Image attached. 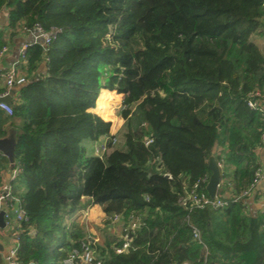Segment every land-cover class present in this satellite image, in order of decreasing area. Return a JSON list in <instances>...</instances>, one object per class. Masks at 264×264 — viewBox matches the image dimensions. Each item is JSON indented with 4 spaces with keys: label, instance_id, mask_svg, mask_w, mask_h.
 <instances>
[{
    "label": "trees",
    "instance_id": "1",
    "mask_svg": "<svg viewBox=\"0 0 264 264\" xmlns=\"http://www.w3.org/2000/svg\"><path fill=\"white\" fill-rule=\"evenodd\" d=\"M3 11L14 29L59 30L47 52L29 48V75L42 65L45 74L20 86L14 115L3 120L18 131L29 217L15 228L20 264H63L88 241L68 220L90 205L142 217L128 253L111 252L121 244L114 236L98 245L105 264H264V218L247 217L241 202L191 213L180 205L210 178L212 155L235 195L260 167L263 123L247 96L264 94V54L254 40L264 35V0H0ZM105 91L128 106L124 148L87 157L84 140L112 133L106 120L116 97H100ZM97 101L102 117L92 112Z\"/></svg>",
    "mask_w": 264,
    "mask_h": 264
},
{
    "label": "built area",
    "instance_id": "2",
    "mask_svg": "<svg viewBox=\"0 0 264 264\" xmlns=\"http://www.w3.org/2000/svg\"><path fill=\"white\" fill-rule=\"evenodd\" d=\"M20 31L31 36L32 41L24 44L19 53V61L15 66L5 72L2 75V78L7 87V92L2 95H8L16 86L24 85L27 80L25 77L18 74L17 66L18 64L27 65V53L31 46L36 44H41L44 48V51L47 52L52 43V40L59 33V30L46 31L41 24H35L33 27H29L25 24L18 27ZM7 51V47L3 48L2 53ZM122 112L128 109V106L124 103V100L119 103ZM247 106L261 114V119L263 123V128L261 130V142L264 145V94L260 90H254L250 92L247 96ZM0 110L5 112L9 117L14 115V105L1 102ZM118 138L111 133V135H106L100 138L95 143L94 147V157L105 158L110 154L112 149L117 145ZM153 143V139L149 138L146 140V145L149 146ZM223 161L219 163L221 169L223 168ZM22 172L20 165H15L12 169L11 181H17ZM264 179V169L262 167L257 168L254 173V178L250 186L239 195H232L230 197H224L220 194V191L227 184V188L231 190L232 183L221 180L219 190L217 195L214 198H211L206 190L207 183L209 179L204 178L195 182L191 188L187 191L186 195L180 199V205L184 207L189 213L195 210H202L206 208H211L214 210H223L229 208L232 204L241 202L242 199L250 195L258 186V184ZM149 198H147V201ZM16 203H19L20 206L18 209H15ZM92 206V205H91ZM3 208H6L4 214V220L6 226L14 230L12 236V242L9 248L6 250L5 254L0 251V257H3L8 264H20L18 260V252L21 243V231L15 230L23 222L29 220L28 214L21 206V200L15 198L12 192V187L10 184L4 185L0 192V212ZM85 215H89V208L84 211ZM89 219V218H88ZM107 222L111 227L118 233L120 232V245L115 244L111 252L114 255H122L128 253L133 249V235L136 231L142 228V217L135 213L126 216L124 213H115L107 218ZM119 227V230L116 228ZM113 230V231H114ZM4 230L0 229V242L2 240ZM36 232L31 231V235L34 236ZM193 240L197 242L201 241V233L198 229L193 228ZM98 243L93 239L92 235H88V241L81 243L79 247L72 249L66 258L63 260V264H105L106 255H102L98 250ZM208 264V263H205Z\"/></svg>",
    "mask_w": 264,
    "mask_h": 264
},
{
    "label": "crops",
    "instance_id": "3",
    "mask_svg": "<svg viewBox=\"0 0 264 264\" xmlns=\"http://www.w3.org/2000/svg\"><path fill=\"white\" fill-rule=\"evenodd\" d=\"M0 31L3 33V41H4V45L0 48V96H2L7 92V87H6L5 82L2 78V75L5 72L11 70L15 66V64L18 63L19 53H20L21 48L23 47L24 44L31 42L32 38L30 35L23 33L18 28L14 29L9 25L7 11H3L0 13ZM259 37L261 39L260 43H257L256 41L255 42L257 43V45L260 47L261 51L264 54V35H259ZM5 47H7V51L2 53V50ZM45 70H46L45 65H42L41 68L32 77L28 73L27 65L18 64V66H17L18 74L25 77L27 82L31 81L32 78L37 79L41 75L45 74ZM13 90H16V93L12 99V103H13V105H15L16 102L18 101V98H19L20 86H16ZM106 93L114 94L115 96H113V97H116V98L122 97V99H124L123 96L119 95L117 92H109V91L103 92L100 95V97H102L103 94H106ZM100 97H99V99H100ZM102 107L103 106H101L99 104V101H97L96 108L94 110H92V112L99 115L100 117H102L101 116L102 115V111H101ZM111 114L113 115L112 116L113 120H107V121L111 122L112 124L114 123L115 120L119 121L118 118L117 119L115 118L114 113H111ZM9 118L10 117L7 116L5 114V112L0 110V120H1L0 122H2L1 126H0V134L2 133L0 135V138L7 136L8 131L10 129H13L10 127L9 123H3V120H7ZM121 121H124V120H121ZM95 143H96V141H92V140H84L82 142L81 146L84 149L85 155L87 157L94 156ZM218 154L221 155V152H219ZM256 154H257L258 159H259L260 167H262L264 169V145L263 144L260 148L257 149ZM1 165H2V168L0 169V192H1L4 185L10 184L12 187V192H13V195L15 196V198L21 200L20 199L21 196L25 193V187L22 184H20L18 182V180L13 181V182L11 181L12 169L10 168L9 160L7 157L4 156L3 153L0 152V166ZM223 181L231 182V179H227V180H223ZM232 195H235L234 192L232 191V189L231 190L227 189L224 193V197H230ZM241 204L244 207V212H245L247 217H250V218L262 217V218H264V179L258 184L256 189L250 195H248L242 199ZM19 206H20V204L16 203L15 209H18ZM82 211H84V210H82ZM218 215H219V221L221 222V224H224L225 222H227L228 217L223 212L219 213ZM88 217H89V219L91 217H93V220L97 221L96 223H99V221L100 222L105 221V226L107 229L106 237L108 234H110V236H114L116 239H118V241H120V238H119L120 232L117 233L111 227L109 222H107L108 216L103 212V210L100 206H98V205H92L91 206L90 205ZM13 233H14L13 229L4 230V234H3L2 240L0 242V245L3 247V251H1V252L4 254L12 242ZM93 234L97 235L96 231H93ZM106 237H105V239H106ZM93 239L96 240L98 243L97 238H95L93 236ZM105 239L102 242L103 244L105 242ZM0 264H8V263L6 262V260L3 257H0Z\"/></svg>",
    "mask_w": 264,
    "mask_h": 264
},
{
    "label": "water",
    "instance_id": "4",
    "mask_svg": "<svg viewBox=\"0 0 264 264\" xmlns=\"http://www.w3.org/2000/svg\"><path fill=\"white\" fill-rule=\"evenodd\" d=\"M15 93L16 90H13L8 95L0 96V103L4 102L12 105L13 104L12 99ZM17 140H18V131L16 129H10L8 131L7 136L0 138V152L3 153L4 156L8 158L11 169H13L16 165L15 153L17 148ZM208 168L211 172V175L207 183L206 190L210 195V197L214 198L218 193L219 186L221 184V176H222V170L215 155H212L210 157ZM5 212H6V208H3L0 212V229L9 230L4 220ZM0 251H3V247L1 245H0Z\"/></svg>",
    "mask_w": 264,
    "mask_h": 264
},
{
    "label": "rangeland",
    "instance_id": "5",
    "mask_svg": "<svg viewBox=\"0 0 264 264\" xmlns=\"http://www.w3.org/2000/svg\"><path fill=\"white\" fill-rule=\"evenodd\" d=\"M254 40L257 43H260L261 41L259 36H255ZM123 100L124 99H122V97L116 98L111 105L112 113H114L115 118L116 119L118 118L119 120V121L117 120L114 121L113 128H112V134H114L118 138V143L116 147L114 148H124L123 144H124L125 139H124L123 130H124L125 121H121L122 119L120 116L122 115V109L119 106V103L122 102ZM88 208L89 207H87L86 210ZM88 216L89 215H85L84 212L80 211L78 214L72 217L73 219L71 218L72 220H68V225L75 222V226H77L78 228H83L86 235L91 234L92 237L94 236L95 238H97L98 244L100 243L99 246H102L103 245L102 242L106 237V231H107L106 226H105V221L103 222L99 221V223H96L97 221L93 220V217L88 219L89 218ZM116 229L119 230V227ZM93 231H96L97 235H94ZM108 236H110V234H108Z\"/></svg>",
    "mask_w": 264,
    "mask_h": 264
}]
</instances>
